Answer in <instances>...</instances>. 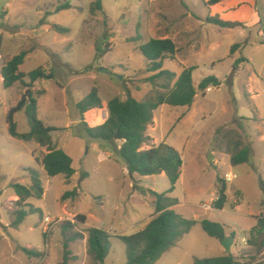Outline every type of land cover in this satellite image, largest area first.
<instances>
[{
  "label": "rangeland",
  "instance_id": "374dc122",
  "mask_svg": "<svg viewBox=\"0 0 264 264\" xmlns=\"http://www.w3.org/2000/svg\"><path fill=\"white\" fill-rule=\"evenodd\" d=\"M95 1L0 0V264H62L66 222L75 223L73 232L82 235L70 243L76 260L69 264H95L88 255L87 229L132 235L151 221L155 207L150 192L167 193V176L137 174L134 179L115 150L123 142L90 139L76 108L93 88L99 89L108 116V103L114 98L142 102L161 91L147 83L154 74L147 72L139 50L150 39H170L176 44L178 60H166L163 70L179 79L184 67L194 69L197 95L189 110L165 105L155 112L147 131L150 142L143 150L163 143L177 150L184 164L170 196L184 204L176 212L186 219L199 216V222L231 226L236 234L231 254L244 264H264V234L253 239L250 235L264 215V0H258L259 22L244 20L236 28H221L202 19L209 15L205 0H102L103 11L93 13ZM66 3L73 8L57 12ZM55 26L68 32H57ZM138 35L141 40L131 41ZM236 45L241 47L232 54ZM22 51L30 52L20 67L22 73L29 75L43 67L48 75L35 84L26 78V84L6 89L2 67ZM209 76L216 77L220 86L199 90ZM30 88L36 94L47 92L38 96L39 119L58 128L53 140L73 159L76 174L71 181L63 175H47L37 161L47 154L46 148L9 134L8 114ZM91 113L86 120L90 127L104 124L103 119L95 120L101 114ZM14 119L19 133L30 132L25 110L15 113ZM227 137L242 147L253 143L249 163L232 168L229 156L224 155L232 150L225 144ZM28 169L39 172L44 196L27 202L28 216L15 228L12 224L20 208L11 186L31 187ZM85 173L89 176L82 180ZM229 173L236 175L226 183L229 192H241L231 197V205L240 202L239 210L232 212L228 204L225 213L203 211L204 204L217 198L219 179ZM76 189L78 197L64 198ZM78 215L86 216L87 223L79 224ZM46 217L60 220L49 235ZM24 249L41 256H28ZM227 254L222 242L198 223L156 264H194L196 259ZM126 262L125 245L112 239L105 264Z\"/></svg>",
  "mask_w": 264,
  "mask_h": 264
},
{
  "label": "trees",
  "instance_id": "16d2710c",
  "mask_svg": "<svg viewBox=\"0 0 264 264\" xmlns=\"http://www.w3.org/2000/svg\"><path fill=\"white\" fill-rule=\"evenodd\" d=\"M219 0H210L208 6L217 4ZM70 3L59 6L57 12L72 9ZM93 13L103 11L102 0H96L91 7ZM208 23L214 24L221 28H236L239 23L225 22L219 17L208 18ZM57 32L66 33V29L59 26L54 27ZM141 40L140 35L131 41ZM241 46L236 45L232 49L234 54ZM101 50V49H99ZM147 62V72L154 75L147 79L155 89L161 91L155 92L153 96L147 97L144 101L139 102L133 98L122 101L120 98H114L108 103L109 118L97 127H90L84 121V115L94 109H103L104 104L100 96L99 89L93 88L90 94L81 102L76 104V108L82 117V126L86 135L90 139L101 140L110 144H116L122 141L120 148L116 147L119 158L126 164L128 173L133 176H155L165 173L169 182L170 190L167 193L159 194L151 191L150 195L154 199L155 214L147 226L141 231L132 235L114 236L108 231L98 228L87 229L88 234V255L95 264H105L107 257L112 249V239L120 240L126 247V264H156L164 254L175 248L178 243L191 232V230L200 223L204 232L210 237L223 241L227 235L225 227L210 220L198 221L190 220L179 215L173 210V207L179 204L178 199L170 195L175 192L176 186L181 178L183 159L181 154L173 147L166 143L158 147H152L149 150H143L144 145L150 142L147 134L148 127L152 124L155 112L162 106L173 108L190 109L197 95V90L193 83V71L184 67L183 73L179 79L175 73L163 70V64L166 60L177 61L178 49L176 44L170 39H150L145 45L139 47ZM108 51H104L106 53ZM30 52L22 51L8 60L2 67L1 75L3 84L6 89L12 88L15 84H26L28 78L32 84L46 78L48 73L45 68H39L34 72L26 75L20 71ZM245 61V60H244ZM27 86V85H26ZM220 86V81L209 76L203 79L199 85V90L205 92L211 87ZM33 88V86H32ZM30 88L23 95L17 107L13 108L7 117L9 134L11 137L23 142H36L41 147L47 149V154L42 161L37 160L43 166L47 175L51 178L63 175L68 181H71L76 174L73 167V159L63 150L57 147L53 140V133L58 129L48 127L39 119L38 96L46 94L45 90L38 91L36 94ZM157 90V89H156ZM37 95V96H36ZM25 110L26 116L30 123V132L19 133L15 122V113ZM233 137L226 138L228 145V154L230 163L233 167L249 163L251 157V147H242V143L235 142ZM32 185L26 187L20 184H14L11 189L18 197L16 207L20 208L15 213L13 227L18 228L27 218L28 213L24 210L30 199H42L44 196V186L37 170H27ZM85 173L82 180L88 178ZM221 182L218 188L219 200L216 203L217 210H223L228 203L227 185L225 180ZM264 192V182H262ZM78 189L68 192L64 198L78 197ZM37 210L32 209V212ZM39 212V211H38ZM76 221L79 224H86L87 217L78 215ZM75 223L66 222L63 225L64 235V255L62 264H69L70 261L76 260L70 250V243L80 239L82 235L73 232ZM264 234V215L258 218L257 226L251 231L252 239L256 235ZM231 237H236L235 233ZM252 243V241H251ZM24 252L31 257H40L41 253L24 249ZM194 264H244L241 263L233 254H227L222 257L209 259H196Z\"/></svg>",
  "mask_w": 264,
  "mask_h": 264
},
{
  "label": "crops",
  "instance_id": "0c3cea01",
  "mask_svg": "<svg viewBox=\"0 0 264 264\" xmlns=\"http://www.w3.org/2000/svg\"><path fill=\"white\" fill-rule=\"evenodd\" d=\"M209 1L210 0H205L204 1L206 7L209 10V15L208 16L206 15V17L202 18L204 20H207L208 18L219 17L221 20H223L225 22L238 23V22H241V21H244V20H250V19H256V21L259 22L260 16H259V13H258V0H219V2L217 4L208 6L207 3H209ZM190 17H193V16L190 15ZM208 91H211V88ZM103 110L104 109H94V110L89 111L88 113L90 114L92 112L94 115L101 114V118L100 119L96 118L95 120L99 121V120L103 119V121L106 122L108 120L109 116L107 115V112L105 110L103 112ZM86 120H87V113L84 115V121L86 122ZM95 127H97V126H95ZM53 128H55V127H53ZM56 129H58V128H56ZM53 138H54V135H53ZM247 138L249 139V137H247ZM262 142H264V136L262 137ZM252 145H253V143H251V145H250L251 148H252ZM224 155H228L229 158H230L229 154H224ZM237 167H239V166H237ZM237 167H233L232 166V168H237ZM164 174L165 173H162L160 175L163 176ZM136 175L137 174L133 175L134 179L136 178L135 177ZM181 177H182V174H181ZM235 192L236 193H238V192L241 193L240 191H234L231 194L229 192V190H227V196H228L227 205L228 204H230V205L232 204L231 203V197H232V195ZM241 197H243V195ZM183 204L184 203H180L179 202L178 205L173 207V210L176 212V210L179 207H181ZM227 205H226V207H227ZM239 205H240V202L233 203V205H231L232 212H236L237 210H239V207H240ZM226 207L223 210H215L214 212L225 213L226 212ZM197 219H200L199 216L196 217V220ZM222 225L225 227L227 237H231V234L234 233L233 230L230 228L231 226L228 227L226 224H222ZM28 248H30V247H28ZM29 250H32V249H29ZM31 261H32V259L29 262H31Z\"/></svg>",
  "mask_w": 264,
  "mask_h": 264
},
{
  "label": "built area",
  "instance_id": "2783aa9c",
  "mask_svg": "<svg viewBox=\"0 0 264 264\" xmlns=\"http://www.w3.org/2000/svg\"><path fill=\"white\" fill-rule=\"evenodd\" d=\"M235 178H236V175L235 174L229 173V174H226L225 175V179L224 180L226 182H231ZM218 200H219V197L217 196V198L214 201H212L211 203L204 204L203 207H202V210L205 211V212H210V211L217 210L215 205H216V203H217ZM59 222H60V220L52 221V219L50 217H46L45 218V224L47 226L46 227V235H49V233L52 230L51 229L52 226L58 224Z\"/></svg>",
  "mask_w": 264,
  "mask_h": 264
},
{
  "label": "water",
  "instance_id": "95a60500",
  "mask_svg": "<svg viewBox=\"0 0 264 264\" xmlns=\"http://www.w3.org/2000/svg\"><path fill=\"white\" fill-rule=\"evenodd\" d=\"M9 29V28H7ZM48 78V77H47ZM222 242L223 247L225 248L226 252L228 254L231 253L232 246L235 243V238L234 237H226Z\"/></svg>",
  "mask_w": 264,
  "mask_h": 264
}]
</instances>
